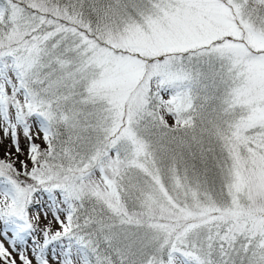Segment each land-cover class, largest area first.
Instances as JSON below:
<instances>
[{"label":"snow or ice","instance_id":"6c2138e0","mask_svg":"<svg viewBox=\"0 0 264 264\" xmlns=\"http://www.w3.org/2000/svg\"><path fill=\"white\" fill-rule=\"evenodd\" d=\"M0 264H264V0H0Z\"/></svg>","mask_w":264,"mask_h":264}]
</instances>
